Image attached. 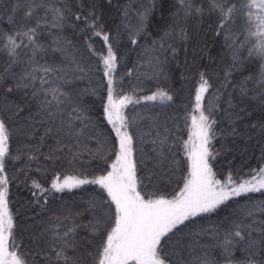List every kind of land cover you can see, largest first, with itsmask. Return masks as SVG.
Wrapping results in <instances>:
<instances>
[{
	"label": "snow or ice",
	"instance_id": "snow-or-ice-1",
	"mask_svg": "<svg viewBox=\"0 0 264 264\" xmlns=\"http://www.w3.org/2000/svg\"><path fill=\"white\" fill-rule=\"evenodd\" d=\"M165 2L160 3L162 25L153 15L155 0L143 10L127 0L118 9L119 22L108 28L103 9L112 0H89L75 11L61 0H13L10 30H0V50L6 56L0 63V111L15 117L20 147L13 155L11 117L0 118V264H264V219L255 215L264 214V199H246L229 216L210 218L234 198L264 193V166L249 170L247 178L231 171L220 178L213 165L229 151L228 137L241 135L237 124L251 115L248 104L256 102L264 110V0H171L167 17ZM19 9L23 15L17 19L12 13ZM152 21L157 26L149 32ZM192 21L206 22L209 32L222 38L230 62L220 69L218 84L212 83L209 71H196L191 112L185 117L187 139H182L180 117L168 111L179 97L167 85L177 65L181 79H188V61L181 65L179 52L187 55L188 42L194 39ZM69 26L84 36V50L98 61L95 70L80 46L63 35ZM93 37L102 41L103 53L95 51ZM125 40L136 53V64L121 75L125 56L120 46ZM57 53L59 61L47 59ZM199 58L203 60V49ZM208 59L215 63L211 55ZM96 71L102 78L92 87ZM134 72L139 73L137 83L126 93L125 77ZM142 77L155 80L157 87L137 98ZM83 79L90 86L78 88L76 82ZM12 94L19 95V103L8 99ZM206 94L212 98L207 106ZM85 97L95 99L88 103ZM97 101L100 119L92 114ZM142 102L161 108L126 115L129 105ZM101 120L114 133L110 147ZM248 128L264 133V123ZM218 138L224 141L219 149L213 143ZM45 148L46 153L41 151ZM179 151L186 157V170ZM22 157L25 179L19 187L28 189L31 198L21 207L32 213L26 220L33 221L34 229L26 251L16 242L19 223L10 207V183L19 177L6 171L9 160ZM85 158L96 162L99 174L90 176L83 167L75 170ZM61 162L72 174L55 172L48 186L35 179L28 183L33 163L40 172ZM177 172H184L179 190L162 194L160 186L171 184ZM85 185L98 186L86 207L67 202L50 207L53 192ZM237 250H242L241 259L235 256Z\"/></svg>",
	"mask_w": 264,
	"mask_h": 264
},
{
	"label": "trees",
	"instance_id": "trees-1",
	"mask_svg": "<svg viewBox=\"0 0 264 264\" xmlns=\"http://www.w3.org/2000/svg\"><path fill=\"white\" fill-rule=\"evenodd\" d=\"M62 3H68L73 6V11L76 10L75 6L84 4L87 5L89 0H61ZM102 2V0H98V3ZM13 3V0H0V30L8 31L10 30L9 24V10L10 6ZM127 3V0H112L111 5H105L103 9V22L108 28H111L115 25V23L119 22V7L123 4ZM160 3L161 0H155L156 8L153 12V15L156 18V21H159L162 25L165 21L161 20V12H160ZM171 0H166L164 4V12L163 15L165 17L168 16L170 8L169 4ZM150 0H133L134 7H138L141 10L143 8L149 7ZM15 18H19V16L23 15V9L17 10V12L12 13ZM156 22L152 21L151 26L148 31L152 32L154 28H156ZM190 35L194 39H190L187 45L188 52L187 55L183 50L179 52V60L181 61V65L184 60L188 61V70L185 72V75L188 77L187 80L181 79V71L182 68L180 65L176 66V70L172 74L171 79L168 81V88H171L176 96L179 97L173 104L172 108L168 109V111L172 114H178L180 117L179 123L181 126V131L178 135L182 139H187V129L184 127L185 125V117L188 113L191 112V103L194 98V90L197 86V77L195 75L197 70L204 69L209 71L212 74V83L218 84L219 79L217 77L220 76V69L226 67V64L230 62V58L225 56V49L221 47L222 38L219 40L209 32L206 22L204 21H192L189 23ZM55 31V30H54ZM63 35L66 36L69 40L77 43L83 55L88 59L89 67L95 70L98 67V61L95 57L89 58V53L84 50V36L80 35L77 31L74 34L73 28L71 26L67 27ZM90 35V33H89ZM45 42H47V38H45ZM90 43L94 46L95 51L97 53L104 52V45L99 38L93 37ZM131 45L125 40L120 46V52L125 56V63L123 67L119 68V73L124 75L129 68H134L136 64V53L130 52ZM203 49V60L199 58L200 50ZM211 55L215 61H209L208 56ZM196 57L195 63L193 64V57ZM60 54H49L47 59L49 61L55 59L56 61L60 60ZM222 58H224L222 62ZM6 60V56L2 54V50H0V63H3ZM215 70V71H213ZM139 73L134 72L132 76L125 77V83L123 86V91L126 93H130L132 91V87L136 85V76ZM247 75V73H245ZM235 78H240V73L234 74ZM102 78V73L96 71L95 75L92 76V80L94 83L91 84L92 87H96L95 82H99ZM222 78V77H221ZM76 86L78 88H86L89 87V80L83 79L76 82ZM160 87H165L164 84H160ZM7 85H5V88ZM157 87V82L155 80H149L146 77L141 78V83L139 84V90L135 92V96L138 98L142 95L151 94L152 91H155ZM8 99L16 100L19 103V95L12 94L8 97ZM95 97H85L86 102L91 103ZM211 96L206 94L205 105L211 101ZM151 108L152 111L160 110L161 106L156 103L155 105L152 102L148 104H144L143 102L140 105H129L128 108L125 109L126 115H132L133 113H143L147 112ZM100 106L99 101L95 106L93 114L94 119H100ZM247 110L251 112V115H246L244 120L238 122L237 127L238 131L241 135L237 137L229 136L226 143L229 151L226 154H223L216 158L213 161L214 170L218 172L220 178H224V176L228 172H232L234 176H242L247 178V173L251 169H256L258 167L264 166V159H261L262 151H264V133H261L259 128L251 129L248 128L250 124L256 123H264V110L257 107L256 102H250L248 104ZM22 116L27 115V110L21 114ZM11 117V113L7 111H0V118ZM222 117H218L221 119ZM190 123V119L188 120ZM8 125L11 130L10 135V151L13 155L16 154L18 148L20 147V137H19V126L16 122L15 117H11L8 120ZM223 126V124L221 125ZM101 130L104 132V139L108 142L109 147L111 146L112 140L114 139V133L111 131V126L106 123V121L101 120ZM221 139H216L213 143L216 148H220L221 143H223ZM94 146V145H93ZM43 152H47V149H41ZM179 158L181 159L182 167L186 170V157L183 154V151L178 152ZM23 161V162H22ZM26 158L22 157L21 161H11L8 162V167L6 171L8 172L9 177H11L14 173L19 177L16 181H11L10 183V207L13 210L14 215L17 217V221L19 223V227L17 228V243L21 245L22 249L27 250L28 246H30V242L33 236L32 220H26V217H30L32 213L30 211H26L25 208L21 207L25 201L29 200L31 197L29 195L28 189L19 187L20 182L25 179L20 170L25 167ZM41 163L44 161L41 159ZM95 161L89 163L87 158L82 160L80 164L76 166V171L80 170L81 167L87 169L89 171L90 176L93 174H99V172L95 171ZM149 166H151V162L149 161ZM37 165L35 163L32 164V171L30 172V179L28 183L30 184L32 179L39 181L41 184L48 186L50 184L52 177L55 172L62 171L66 174H72L74 171L70 167H66L62 162L57 166L56 164H51L46 166L47 171L41 170L40 172L35 171ZM184 172H177L173 182L171 184L161 185V193L166 196H171L174 191H178V182L180 181L181 176ZM98 191V186L95 185H85L79 189H74L71 192L65 191L63 193H55L53 192L50 199V207L53 209L61 207L65 202L73 204L78 208L86 207L87 201L96 195ZM148 191H155L153 188H149ZM246 199H251L253 202H259L264 199V193H250L248 197H239L234 198L232 201L228 203L227 206H222V208L215 214L211 215L212 221L220 220L224 217H227L231 214V210L237 204H242ZM257 220L264 219V214L256 213ZM87 216H85V220ZM207 218H205V221ZM205 221L198 220V223H205ZM32 229V230H30ZM83 234V233H81ZM258 234L253 233V237H256ZM241 245H237V249H241ZM214 255L219 258L220 251L214 250ZM242 250H237L235 252V256L237 259L242 258Z\"/></svg>",
	"mask_w": 264,
	"mask_h": 264
}]
</instances>
